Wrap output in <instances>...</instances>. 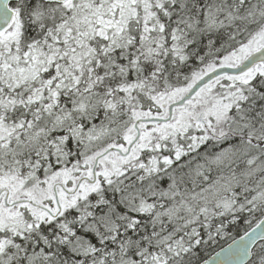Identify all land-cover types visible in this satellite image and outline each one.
<instances>
[{
	"label": "snow or ice",
	"instance_id": "6c2138e0",
	"mask_svg": "<svg viewBox=\"0 0 264 264\" xmlns=\"http://www.w3.org/2000/svg\"><path fill=\"white\" fill-rule=\"evenodd\" d=\"M0 264H264V0H0Z\"/></svg>",
	"mask_w": 264,
	"mask_h": 264
}]
</instances>
